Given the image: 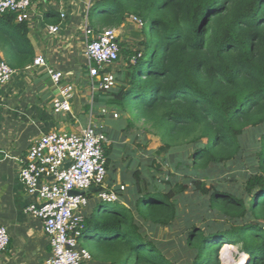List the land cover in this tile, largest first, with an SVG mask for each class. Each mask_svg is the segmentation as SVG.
Here are the masks:
<instances>
[{"label":"trees","instance_id":"obj_1","mask_svg":"<svg viewBox=\"0 0 264 264\" xmlns=\"http://www.w3.org/2000/svg\"><path fill=\"white\" fill-rule=\"evenodd\" d=\"M46 14L53 24L60 21L59 13ZM130 16L142 22L136 36H143L144 50L120 41L117 85L101 92L121 119L108 115L112 130L98 129L111 141L107 170L111 183L119 173L127 186L117 189L125 201L85 218L90 230L79 243L85 240L91 255L107 264H222L225 243L239 246L249 264H264V0H96L87 20L99 34ZM29 33L28 21L0 15V48L17 71L35 59ZM140 121L161 137L155 154L168 153L173 172L166 174L150 152L147 166L137 157L149 143L132 130ZM250 129L258 134L244 193L222 191L215 179L207 186L222 165L242 163V138ZM118 130L131 139L117 142ZM189 189L204 199L197 206L201 219L209 220L206 212L213 219L189 227L180 261L154 233L180 217Z\"/></svg>","mask_w":264,"mask_h":264},{"label":"crops","instance_id":"obj_2","mask_svg":"<svg viewBox=\"0 0 264 264\" xmlns=\"http://www.w3.org/2000/svg\"><path fill=\"white\" fill-rule=\"evenodd\" d=\"M95 1L43 0L34 4L28 21L29 37L33 43L35 58L43 56L47 60V66L16 70L10 82L0 85V222L8 228L10 235L9 246L0 255V264H46L51 255L52 246L43 222L25 212L29 204L42 203L37 195L27 193L20 178L22 160L30 145L48 132H68V127L75 129L71 132L80 131L92 123L91 113L94 111L96 114L107 101L103 92L91 93L87 89L90 87L87 78L90 77L91 61L87 55L85 27L89 26L87 14ZM52 10L60 14L57 24L52 23L54 19L51 21V18H46V13ZM62 13L66 15L64 18ZM132 23L136 24L129 17L122 26L116 28L119 38L121 30ZM51 25H58L60 30L51 33L48 30ZM132 35L133 32L131 35L126 34L120 39L121 42L131 43L129 38ZM0 58H5V52L1 48ZM49 67L63 73V83L74 85L72 108L69 112L57 113L53 109L52 100L57 88L51 83ZM84 111L90 116L89 122L80 118ZM100 119L98 117L95 125L98 129L108 123ZM119 187L125 190L126 185L122 183L118 173L113 183L109 175L104 186L94 187L96 189L83 194L88 200L86 205L80 207L84 218L95 213L100 206H107L100 204L98 200L115 206L123 203L125 200L119 195ZM100 191L114 193L116 199L107 201L99 196ZM93 194L97 195V207L90 206L85 211ZM84 227V231L90 230L86 224ZM77 243V248L89 254V257L84 258V264H107L91 255L85 246V240L80 243L77 240Z\"/></svg>","mask_w":264,"mask_h":264},{"label":"built area","instance_id":"obj_3","mask_svg":"<svg viewBox=\"0 0 264 264\" xmlns=\"http://www.w3.org/2000/svg\"><path fill=\"white\" fill-rule=\"evenodd\" d=\"M34 4V0H0V15L15 13L17 22L29 21ZM61 16L64 18L66 15L62 13ZM132 19L142 25L138 17L132 16ZM49 30L57 33L60 27L51 25ZM87 31V55L95 62L89 70L91 84L95 88V80L98 79L97 86L100 89L110 90L117 85V79L106 68L113 66L119 59V33L115 28H107L95 37L89 29ZM35 66L45 67L47 60L39 56L27 68ZM16 72L0 58V85L10 82ZM49 74L51 83L57 88L52 100L54 111H71L74 85L63 83L61 71L49 69ZM105 144H108L106 135L90 122L77 132L52 131L43 135L30 145L22 160L20 178L25 189L28 194H35L42 200L40 204H29L25 212L43 222L50 238L52 250L46 264H84V258L89 257L85 250L77 248V240L85 228L80 207L86 205L88 200L83 194L70 195V192L104 186L108 175ZM99 196L107 201L116 199L114 193L103 191L99 192ZM9 243L8 228L0 222V255L7 250ZM224 259H227L226 255ZM246 260H240V263Z\"/></svg>","mask_w":264,"mask_h":264},{"label":"rangeland","instance_id":"obj_4","mask_svg":"<svg viewBox=\"0 0 264 264\" xmlns=\"http://www.w3.org/2000/svg\"><path fill=\"white\" fill-rule=\"evenodd\" d=\"M130 19L133 20L132 16H130ZM87 29H89L91 31V34L95 37L100 34V33L99 34L95 33L90 26H87V27H85V33L88 35H89V31H87ZM142 29L143 28L141 25H137V24L132 23L130 26L125 27L121 30L120 39L122 40L126 34L131 35V32H133V35L129 39H130L132 44H137L138 49L140 51H142V50H144V46L140 42H141L143 36H141V37L136 36V34L141 35ZM48 30H49V28H48ZM119 36H120V34H119ZM120 61H121V57H120ZM122 64H123L122 62L114 63L111 71L115 74V76H116V72H117L118 68H120L122 66ZM93 65H95V62L91 61L90 67ZM49 69H53V68L49 67L48 71H49ZM87 79H88V83H89L88 85L90 86V87L88 86L89 88H87V89H89L91 93H92V91L93 92H99L102 90L97 86V84L99 82L98 79L95 80V84H96L95 88L91 84L90 77H88ZM99 112L102 116L100 114L98 115ZM111 114H112L113 119H118V120L121 119V115L119 116L118 113L116 114V112L113 113V111L110 109V107L106 106V105L101 107L97 111L96 114L93 111L91 113L92 125L93 126L97 125L98 117L107 121L108 115L111 116ZM114 114L117 115V117ZM89 115H90V112H89ZM95 117H97V119ZM80 118L81 119H87L89 122L90 116H88L84 111V114H81ZM88 122H87V124H88ZM106 126L112 130V123L108 122L107 125H105L104 127H106ZM136 128L137 129H135V128L132 129L133 132L143 134L144 137L147 138L146 140L149 141V143L146 144V146H145L146 151H144V149L142 148V149H139L137 152L138 153L137 157L140 158L141 163L145 166H147L150 163V161H149L150 155L147 153V152H150V153H152V155L156 159H158L160 161L158 163V165L163 167L166 174L173 172L172 165L170 164L169 154L166 152L160 156H157L155 154V152L158 150V148L160 146H162V144H163L161 137L159 135L155 134L154 132L150 131V127L148 125H146L144 123V121L138 122ZM74 130L75 129H73L71 127L67 128L68 132H71ZM118 131L120 133H119V136H117V139H116L117 142H122V143L128 142L131 139V137H132L131 134H128L125 136V134H123V131H121V130H118ZM257 134H258V131L254 130V129H250L248 132L245 133V135L242 138V144L244 146V152H245L242 163L239 164L238 162L230 161V162L222 165L220 170H218L217 172L212 174V179H210L206 182L207 186L210 185V183L215 179L214 184L216 186L220 187L222 191H228V192L237 191L238 193H244V187H245V182H246L247 176L253 171V168H254V167H252L250 162H253V159L251 156L253 154V145H254V142L256 140ZM137 138H138V136H136V139L133 142V144H137ZM108 144H110V140L108 141ZM108 176H107V178H108ZM145 176L149 179V181L153 180L150 178V174L146 173ZM175 176H176V174L174 172L173 177H175ZM96 200H97V195L93 194V196L91 197V203L88 207L85 208V211H88L90 206H93L96 208L97 207ZM183 201L184 202L181 205V215L179 218H177L173 222L172 226L171 227H169V226L160 227L158 229V231L156 233H154V235H156V237H158V239H161L168 244V247H170L172 250V254H177L180 256V261L186 260V256L181 251L180 242L181 241L185 242L187 232L189 231V227L192 226L193 223H195L198 227H204L209 220L211 221L213 219V215L208 214L207 212L203 216H205V217L208 216L209 220L201 219L202 217L200 215V212H199L197 206L201 205L204 202V199H202L201 196L199 194H197L195 190H193V189L187 190L184 193ZM98 202L102 205H107L110 208L115 207V204L107 203L106 201L98 200ZM221 217H223V215H221ZM226 245L234 247V252L231 253L232 257L236 260V264L240 263V259H241L240 256L241 255H239V248H238L239 246L233 245L231 243H225V244H222V246L220 247V251H219V257H222L223 261H224L222 264H225V262L227 263V261L224 259V255H227L225 253L227 251L224 250V247Z\"/></svg>","mask_w":264,"mask_h":264},{"label":"bare ground","instance_id":"obj_5","mask_svg":"<svg viewBox=\"0 0 264 264\" xmlns=\"http://www.w3.org/2000/svg\"><path fill=\"white\" fill-rule=\"evenodd\" d=\"M224 250H226L227 252H225L227 255H226V261H227V263L226 264H236V261H235V259L232 257V254L231 253H233L234 252V247L233 246H225L224 247ZM236 252V251H235ZM224 254V253H223ZM241 257V256H240ZM245 258H247V256H242L241 257V259L240 260H243V259H245Z\"/></svg>","mask_w":264,"mask_h":264},{"label":"water","instance_id":"obj_6","mask_svg":"<svg viewBox=\"0 0 264 264\" xmlns=\"http://www.w3.org/2000/svg\"><path fill=\"white\" fill-rule=\"evenodd\" d=\"M93 189H96V188L91 187L89 190H93ZM87 191H88V190H86V191H81V192H79V191H71V192H70V195L85 194ZM245 264H249V257H248L247 261L245 262Z\"/></svg>","mask_w":264,"mask_h":264},{"label":"clouds","instance_id":"obj_7","mask_svg":"<svg viewBox=\"0 0 264 264\" xmlns=\"http://www.w3.org/2000/svg\"><path fill=\"white\" fill-rule=\"evenodd\" d=\"M115 29H116V28H115ZM119 41H120V38H119ZM97 130H98V128H97ZM243 254H246V255H247V259H248L249 255H248L247 253H245V252H240V251H239V255H241V257H242ZM220 259H221V262L223 263V260H222L221 257H220ZM249 259H250V257H249ZM235 261H236V260H235ZM246 261H247V260H246ZM246 261H245V262H246ZM245 262H244L243 264H245ZM237 264H241V263H237Z\"/></svg>","mask_w":264,"mask_h":264}]
</instances>
